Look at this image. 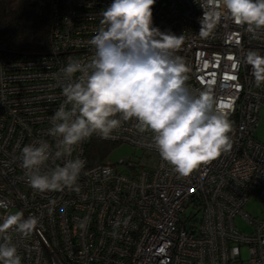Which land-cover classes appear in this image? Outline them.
<instances>
[{"label":"built area","instance_id":"built-area-1","mask_svg":"<svg viewBox=\"0 0 264 264\" xmlns=\"http://www.w3.org/2000/svg\"><path fill=\"white\" fill-rule=\"evenodd\" d=\"M112 2L55 0L45 53L0 54V223L16 212L38 218L27 237L9 230L22 264H264V219L243 207L252 197L264 203V143L254 133L264 84L257 87L244 63L249 49L264 55V30L253 38L224 19L201 35V0H156L153 26L183 35L176 55L189 69L187 83L209 91L227 113L230 151L182 177L160 157L151 133L140 134L130 121L107 139L93 137L133 146L132 157L90 163L88 140L77 147L73 156L86 160L78 192H39L28 183L21 149L53 142L47 130L64 99L61 69L69 58L92 55L88 41Z\"/></svg>","mask_w":264,"mask_h":264},{"label":"clouds","instance_id":"clouds-1","mask_svg":"<svg viewBox=\"0 0 264 264\" xmlns=\"http://www.w3.org/2000/svg\"><path fill=\"white\" fill-rule=\"evenodd\" d=\"M155 2L113 0L100 12V25L88 41L92 55L86 61L69 58L61 69L64 99L47 130L53 142L40 139L21 149L22 167L34 190L78 192L86 160L73 156L77 147L93 135L107 139L130 121L140 134L151 133L160 157L182 177L232 148L227 113L209 91L187 83L189 69L176 55L183 35L153 26ZM199 6L201 35L224 19L246 28L253 38L264 30V0H201ZM244 63L257 87L264 84V55L249 49ZM0 207L6 205L0 202ZM37 225V217L24 218L23 212L3 217L0 264H22L9 230L27 237Z\"/></svg>","mask_w":264,"mask_h":264},{"label":"trees","instance_id":"trees-1","mask_svg":"<svg viewBox=\"0 0 264 264\" xmlns=\"http://www.w3.org/2000/svg\"><path fill=\"white\" fill-rule=\"evenodd\" d=\"M54 2L0 0V54L3 57L37 56L48 50L51 32L49 18ZM115 144L92 136L84 152L90 163H96L109 155Z\"/></svg>","mask_w":264,"mask_h":264},{"label":"rangeland","instance_id":"rangeland-1","mask_svg":"<svg viewBox=\"0 0 264 264\" xmlns=\"http://www.w3.org/2000/svg\"><path fill=\"white\" fill-rule=\"evenodd\" d=\"M257 127L255 129V135L260 140V142H263L264 139V110H261L259 113V119L257 120ZM138 151L135 150V148L129 144L126 143H119L112 146L110 150V154L108 156V159L115 163V161H118L121 158H126L128 156H133ZM244 210L247 211L251 216L259 219H264V203L258 200L255 197L250 198L246 204L243 206ZM236 219V224L239 229L246 231L248 230V227L243 223L242 220L239 218ZM245 252H242V256H244Z\"/></svg>","mask_w":264,"mask_h":264},{"label":"crops","instance_id":"crops-1","mask_svg":"<svg viewBox=\"0 0 264 264\" xmlns=\"http://www.w3.org/2000/svg\"><path fill=\"white\" fill-rule=\"evenodd\" d=\"M255 137H256V135H255ZM257 138V137H256ZM258 139V138H257ZM259 140V139H258ZM262 142V141H261ZM263 142H264V139H263Z\"/></svg>","mask_w":264,"mask_h":264},{"label":"snow or ice","instance_id":"snow-or-ice-1","mask_svg":"<svg viewBox=\"0 0 264 264\" xmlns=\"http://www.w3.org/2000/svg\"><path fill=\"white\" fill-rule=\"evenodd\" d=\"M234 78V77H233Z\"/></svg>","mask_w":264,"mask_h":264}]
</instances>
